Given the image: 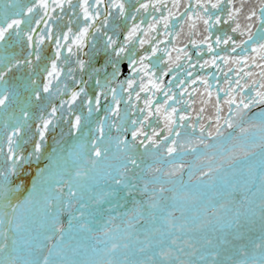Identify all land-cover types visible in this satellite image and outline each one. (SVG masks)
<instances>
[{
    "label": "snow or ice",
    "instance_id": "snow-or-ice-1",
    "mask_svg": "<svg viewBox=\"0 0 264 264\" xmlns=\"http://www.w3.org/2000/svg\"><path fill=\"white\" fill-rule=\"evenodd\" d=\"M0 264H264V0H0Z\"/></svg>",
    "mask_w": 264,
    "mask_h": 264
},
{
    "label": "flooded vegetation",
    "instance_id": "flooded-vegetation-1",
    "mask_svg": "<svg viewBox=\"0 0 264 264\" xmlns=\"http://www.w3.org/2000/svg\"><path fill=\"white\" fill-rule=\"evenodd\" d=\"M209 71H212V72H214L215 70L214 69H211V70H209ZM197 72H199V69H197ZM170 78V77H169Z\"/></svg>",
    "mask_w": 264,
    "mask_h": 264
}]
</instances>
